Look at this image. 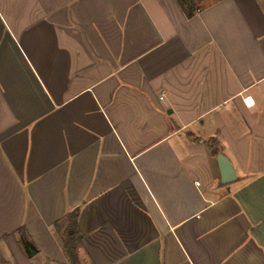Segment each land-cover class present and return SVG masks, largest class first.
I'll return each mask as SVG.
<instances>
[{
	"label": "crops",
	"instance_id": "1",
	"mask_svg": "<svg viewBox=\"0 0 264 264\" xmlns=\"http://www.w3.org/2000/svg\"><path fill=\"white\" fill-rule=\"evenodd\" d=\"M192 6L0 0V264H264V0Z\"/></svg>",
	"mask_w": 264,
	"mask_h": 264
},
{
	"label": "trees",
	"instance_id": "2",
	"mask_svg": "<svg viewBox=\"0 0 264 264\" xmlns=\"http://www.w3.org/2000/svg\"><path fill=\"white\" fill-rule=\"evenodd\" d=\"M180 3L187 17L192 18L195 12L192 6L193 0H180ZM78 218L79 210H76L69 214L62 223L56 224L55 226L57 232L62 237L64 252L69 264H80L77 252L82 245L83 236L79 230ZM63 223H66V226L62 225ZM18 234L23 244L29 243L24 229L19 230Z\"/></svg>",
	"mask_w": 264,
	"mask_h": 264
},
{
	"label": "water",
	"instance_id": "3",
	"mask_svg": "<svg viewBox=\"0 0 264 264\" xmlns=\"http://www.w3.org/2000/svg\"><path fill=\"white\" fill-rule=\"evenodd\" d=\"M218 161L221 166L223 184L227 185L235 181V174L230 162L221 154L218 156ZM27 250L30 258H33L36 255V252L33 250L32 247L28 246Z\"/></svg>",
	"mask_w": 264,
	"mask_h": 264
},
{
	"label": "rangeland",
	"instance_id": "4",
	"mask_svg": "<svg viewBox=\"0 0 264 264\" xmlns=\"http://www.w3.org/2000/svg\"><path fill=\"white\" fill-rule=\"evenodd\" d=\"M193 1H196V0H193ZM62 225H65L66 226V223H63ZM62 238V237H61ZM64 255L66 256L65 252H64ZM1 257H0V262H1Z\"/></svg>",
	"mask_w": 264,
	"mask_h": 264
}]
</instances>
